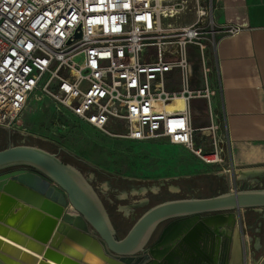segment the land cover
<instances>
[{
  "label": "built area",
  "instance_id": "2783aa9c",
  "mask_svg": "<svg viewBox=\"0 0 264 264\" xmlns=\"http://www.w3.org/2000/svg\"><path fill=\"white\" fill-rule=\"evenodd\" d=\"M215 9L214 0H0V127L21 132L40 93L65 121L185 146L230 174L213 106L218 46L245 27L219 22ZM197 99L206 126L195 124Z\"/></svg>",
  "mask_w": 264,
  "mask_h": 264
},
{
  "label": "water",
  "instance_id": "95a60500",
  "mask_svg": "<svg viewBox=\"0 0 264 264\" xmlns=\"http://www.w3.org/2000/svg\"><path fill=\"white\" fill-rule=\"evenodd\" d=\"M7 167L14 168L0 173V234L20 241L27 237L20 243L30 244L33 252L21 257L17 247L1 240L0 264H51L48 259L86 264L91 255L104 264H239L230 262L228 246L221 251L222 237L234 241L238 211L264 208V188L167 199L148 208L120 237L84 175L56 154L10 145L0 149V169ZM31 216L37 220L26 225ZM47 221L54 222L51 232L42 228ZM69 243L85 245L86 251L69 254Z\"/></svg>",
  "mask_w": 264,
  "mask_h": 264
},
{
  "label": "rangeland",
  "instance_id": "374dc122",
  "mask_svg": "<svg viewBox=\"0 0 264 264\" xmlns=\"http://www.w3.org/2000/svg\"><path fill=\"white\" fill-rule=\"evenodd\" d=\"M38 94L23 112L24 132L0 127V149L17 144L38 146L73 166L98 195L120 237L142 213L162 200L210 196L232 189L228 180L216 174L222 171L219 167L192 172L188 165L181 168L171 165L170 157L186 154L185 149L169 148L160 141L149 144L117 139L86 124L65 121L56 112L54 102L47 96L38 99ZM40 135L50 138L46 140ZM203 147L210 148L207 143ZM14 167L2 168L0 173ZM237 186L264 188V180L243 179ZM249 214L255 221L258 213L249 211ZM257 229L252 231L256 249L264 241V225ZM12 240L26 241H20L19 237ZM252 254V264L264 261L260 250L254 249Z\"/></svg>",
  "mask_w": 264,
  "mask_h": 264
},
{
  "label": "crops",
  "instance_id": "0c3cea01",
  "mask_svg": "<svg viewBox=\"0 0 264 264\" xmlns=\"http://www.w3.org/2000/svg\"><path fill=\"white\" fill-rule=\"evenodd\" d=\"M214 4L215 17L219 22H234L245 27L240 34L224 38L219 43L216 77L221 89L213 98L221 131L228 136L225 146L228 148V164L232 169L230 174L223 171L216 174L228 180L232 188L238 189L239 180H264V0H214ZM193 109L195 124L208 125L206 101L194 100ZM154 141L168 144L169 148L187 151L186 154L170 157L169 162L175 167L188 165L192 172L223 168L221 165L205 164L185 146L165 140H150ZM135 142L150 144L149 141ZM249 211L258 213L255 221L250 218ZM263 212L264 208L238 211V222L243 233L240 264H252L254 249L264 254V241L259 242L256 249L253 243L255 234L252 232L258 230L261 224L264 225ZM223 240V249L226 251L228 246L229 260L232 262L234 241L228 242L225 237Z\"/></svg>",
  "mask_w": 264,
  "mask_h": 264
},
{
  "label": "bare ground",
  "instance_id": "6f19581e",
  "mask_svg": "<svg viewBox=\"0 0 264 264\" xmlns=\"http://www.w3.org/2000/svg\"><path fill=\"white\" fill-rule=\"evenodd\" d=\"M178 103L179 104H181V101H178ZM25 206V205H24ZM30 206H25L24 207V209L26 210V209H28ZM69 210L71 211V212H75L73 209H72V207H69ZM6 213H4L3 215H5ZM21 214V213H20ZM37 219L35 218V217H30L29 218V222H27L26 223V225L27 224H31V222H35ZM50 222L49 221H47L46 223H44L43 224V230H46V232H51V231H53V227H54V222L52 223V225H50L49 224ZM50 225V226H49ZM31 226V225H30ZM50 227V228H49ZM240 230V229H239ZM236 234H235V238H234V245H233V255H232V257H233V261L235 262V263H237V262H239L240 260V257H241V243H240V238H239V234H238V232H235ZM25 237V236H24ZM1 240H2V242L3 241H7V245H8V247H17L18 249H19V251H20V254H21V257H22V254L24 253V251H27V252H33L31 249H29V247H27V246H25V245H22V244H20V243H18V241L16 242V241H14V240H12V239H9L8 237H6V236H3V235H1L0 234V242H1ZM25 240H26V242H27V237H25ZM68 245H70V248H68V250L66 251L67 253H69V254H72V253H77V252H85L86 251V247H85V245H83V246H81V247H79V246H77V244L76 243H69ZM243 250V249H242ZM63 253V252H62ZM34 255H37L39 258H41L42 257V255L41 254H38V253H33ZM64 255H66L65 253H64ZM20 257H18V259H19ZM48 262L49 263H51V264H61V263H58V262H56V261H54V260H51V259H48ZM75 262V261H74ZM84 262H86V264H104V262L103 261H101V260H99V258L95 255H91L90 257L89 256H87L85 259H84ZM242 262V261H241ZM77 263V262H76ZM240 264V263H239Z\"/></svg>",
  "mask_w": 264,
  "mask_h": 264
},
{
  "label": "flooded vegetation",
  "instance_id": "af4514ba",
  "mask_svg": "<svg viewBox=\"0 0 264 264\" xmlns=\"http://www.w3.org/2000/svg\"><path fill=\"white\" fill-rule=\"evenodd\" d=\"M7 171V170H6ZM240 226V227H239ZM261 226H263V224H261ZM236 229V230H235ZM240 229V230H239ZM238 232V234H239V238H240V241H241V245H242V249H243V233H242V229H241V225H239V222H238V224H236V226H235V228H232V235H233V239L235 238V232ZM262 230H260V232H261ZM259 233V232H258ZM261 235L262 234H260L259 235V237H261ZM262 236H264V233H263V235ZM224 237H222V240H221V242H220V244H219V239H217V238H215L214 239V242H215V245H220V249H221V251H223L224 249H223V245H225L224 244ZM263 242V241H262ZM243 251V250H242Z\"/></svg>",
  "mask_w": 264,
  "mask_h": 264
}]
</instances>
